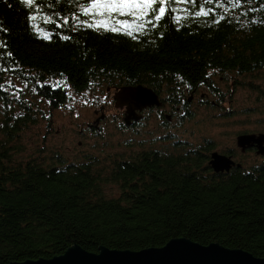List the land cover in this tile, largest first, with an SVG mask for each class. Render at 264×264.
Wrapping results in <instances>:
<instances>
[{
	"label": "trees",
	"instance_id": "16d2710c",
	"mask_svg": "<svg viewBox=\"0 0 264 264\" xmlns=\"http://www.w3.org/2000/svg\"><path fill=\"white\" fill-rule=\"evenodd\" d=\"M86 2L0 0V264L50 259L75 246L157 248L182 237L264 258L262 155L216 172L213 142L184 150L175 129L162 136L167 148L141 144L134 153L71 161L42 145L27 154L23 143L51 109L84 98L99 106V94L113 87H150L180 120L190 116L192 93L222 104L216 78L264 79V0L172 4L155 27L133 25L132 36L87 27ZM202 3L211 11L197 16ZM39 100L50 105L46 113ZM140 123L123 119L121 127ZM226 151L240 159L247 150Z\"/></svg>",
	"mask_w": 264,
	"mask_h": 264
},
{
	"label": "rangeland",
	"instance_id": "374dc122",
	"mask_svg": "<svg viewBox=\"0 0 264 264\" xmlns=\"http://www.w3.org/2000/svg\"><path fill=\"white\" fill-rule=\"evenodd\" d=\"M250 79L252 81H249ZM215 80L223 91L222 104L220 101L217 102L213 94L202 97L206 98V101H203L199 97L200 92L194 96L192 93L187 108L190 116L185 115L182 120L178 118L173 125L164 127L161 123L166 113L163 112L160 117L157 111L152 109L145 111L147 117L144 119L142 116L143 120L140 119L142 123L136 128L121 127V122L126 117L124 114L126 106H116L114 98L118 89H111V92L106 90L99 94L102 100H106L105 94L108 92L110 94L108 97L112 99V102L106 100L107 103L101 100L99 106H91L86 102L87 98H84L81 100L85 102L51 109L48 113L51 114L50 117L44 115L38 127L35 125L27 131L23 142L27 145L26 153L34 152L42 145L45 146V154L46 151L62 150L67 161L76 158L79 160L88 154L101 157L107 154L121 156L136 152L141 144L167 148L170 140L162 139L167 129H175L178 139L183 141L184 150L211 141L217 151L228 153L226 150L232 148L239 153L240 148L236 143L238 135L264 133V79H240L242 83L238 85L232 83L231 79H228L230 82L219 78ZM37 102L41 104L45 113L50 108L44 101ZM100 115L105 119H99ZM175 123H178L177 127ZM97 127L103 129L100 134L96 132ZM48 128L50 130L46 138H43ZM232 157L236 162L238 160L246 164L262 160L255 152L246 153L240 159L235 155Z\"/></svg>",
	"mask_w": 264,
	"mask_h": 264
},
{
	"label": "water",
	"instance_id": "95a60500",
	"mask_svg": "<svg viewBox=\"0 0 264 264\" xmlns=\"http://www.w3.org/2000/svg\"><path fill=\"white\" fill-rule=\"evenodd\" d=\"M158 94L142 84L123 86L115 96L116 106H126V125L142 118V110L160 106ZM191 101V98L189 99ZM237 146L242 152L255 147L264 156V133H243L237 136ZM216 172L229 171L236 164L234 158L213 151L209 161ZM239 164V163H238ZM11 264H264V258L238 248H228L219 243L202 245L189 238H173L162 247L141 250H121L103 247L90 252L80 246L70 248L62 255L50 259L28 260Z\"/></svg>",
	"mask_w": 264,
	"mask_h": 264
},
{
	"label": "snow or ice",
	"instance_id": "6c2138e0",
	"mask_svg": "<svg viewBox=\"0 0 264 264\" xmlns=\"http://www.w3.org/2000/svg\"><path fill=\"white\" fill-rule=\"evenodd\" d=\"M22 2L29 7L33 6V0H22ZM235 2L238 4L239 0ZM176 3L196 4L197 0H88L81 4L80 8L84 15H90L93 18L91 23L82 22L87 24V27L103 28L112 32L124 30L127 35L132 36L133 25L136 30L144 29L146 24L155 27L157 22L165 18L169 6ZM203 3H212V0H203ZM203 3L200 11L195 13L197 16L208 15L211 11V9L205 11ZM170 10L176 11L175 8ZM182 10L186 11V9ZM120 17H128V19H120ZM31 19L35 20L36 16H32ZM177 20H179L178 17ZM45 22H51V18H46ZM64 23L67 24L68 20L65 19ZM44 38L47 39V35Z\"/></svg>",
	"mask_w": 264,
	"mask_h": 264
},
{
	"label": "flooded vegetation",
	"instance_id": "af4514ba",
	"mask_svg": "<svg viewBox=\"0 0 264 264\" xmlns=\"http://www.w3.org/2000/svg\"><path fill=\"white\" fill-rule=\"evenodd\" d=\"M111 89H118V91L120 90V88H115V87H113V88H108L107 89V91H109L110 90V92H111ZM110 94L107 92L106 94H105V98H106V100H110L111 102H112V99H110L108 96H109ZM158 95H159V98L161 99V101H162V104L160 105V106H157V105H154V106H151V107H147V108H145V109H143L142 110V114H143V118L145 119L146 117H147V113H145V111H148V110H150V109H152V110H156L157 111V114L161 117L162 116V113L163 112H165L166 114L164 115V117H162L163 119H162V127H164L165 126V124H166V121L167 122H169L170 124H174V121L175 120H178V117L176 116V114L175 113H173V111L170 109V107L169 106H167V104H166V102L164 101V99H163V96L162 95H160L159 93H158ZM207 96H208V93H207ZM108 97V98H107ZM102 100V99H101ZM106 100H102V101H104V102H106L107 103V101ZM185 106V105H184ZM177 109H179L180 110V115L181 114H184L187 110H186V108H183L182 106H180V107H177ZM168 115H170V117H167ZM175 117V118H174ZM143 118H142V120H143ZM164 118L166 119L167 118V120L165 121L164 120ZM141 120V121H142ZM256 148L255 147H253V148H250V149H248L247 151H246V153H250V152H255L256 153ZM230 155V154H229ZM233 156V155H232Z\"/></svg>",
	"mask_w": 264,
	"mask_h": 264
}]
</instances>
